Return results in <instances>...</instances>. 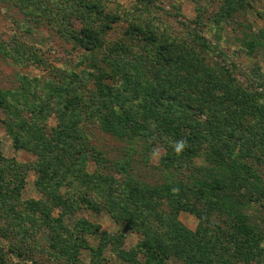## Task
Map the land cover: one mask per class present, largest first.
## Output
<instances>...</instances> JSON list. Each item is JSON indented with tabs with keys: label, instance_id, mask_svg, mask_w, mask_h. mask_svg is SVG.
<instances>
[{
	"label": "rangeland",
	"instance_id": "1",
	"mask_svg": "<svg viewBox=\"0 0 264 264\" xmlns=\"http://www.w3.org/2000/svg\"><path fill=\"white\" fill-rule=\"evenodd\" d=\"M239 148L264 185V0H0V264H264Z\"/></svg>",
	"mask_w": 264,
	"mask_h": 264
},
{
	"label": "trees",
	"instance_id": "2",
	"mask_svg": "<svg viewBox=\"0 0 264 264\" xmlns=\"http://www.w3.org/2000/svg\"><path fill=\"white\" fill-rule=\"evenodd\" d=\"M87 38L88 39H87V42L85 44H87L88 46H91V43L94 42L93 38H92V34L89 33ZM162 50H163V46H162ZM169 58H170V61L175 60L172 57H169ZM190 64H187V66L193 67L195 69H197V68L202 69V66L199 65L198 63H196V65L194 63H190ZM242 100H243V104L246 105L247 100L245 98ZM124 117L127 118L128 116L124 115ZM261 118H263V116H261ZM256 135L257 134H255L252 137H256ZM197 138H199V137H197ZM261 138H263V137H261ZM202 139L203 138H201L200 140H202ZM243 151L244 150H242L241 148H239V150L236 152L233 150H229L230 154L228 157L224 154H221V153L215 154V153H213V151H211L210 152L211 153V157H210L211 159L209 160V163L211 164L212 169L216 170V168L220 167L221 170L225 169V170H223V172L229 171V180L231 181L229 183V187L234 188L236 193L238 192L240 194L241 193L244 194V196L247 197L245 200H247L249 202H255V201H258L261 198V196L264 195V189H263L264 185L262 184L263 181L261 182L262 179H261V176L258 173V171L250 163H247L246 161H242L244 158V152ZM192 153H196V152L192 151ZM257 159L264 162V159L261 158L260 155L257 156ZM217 180H219V182L221 181V179H217ZM168 184H170V183L168 182ZM261 184H262L263 188H262ZM208 185L210 186V189L213 188L209 192L210 195L213 197H219L217 190L220 189L221 187H217V185L211 184L210 182L208 183ZM178 186H180L179 183H178ZM204 186H205V182L197 181L196 187L194 186V188L193 187L188 188V191H191V193L196 197L195 203L198 201L197 198L202 199L203 196H201V195L204 194V192H205ZM143 190H144V193L141 196V198L143 197V200H145L144 198L146 196H149V197L154 196L155 197L156 195H158V192L161 191L159 185L153 186V187H151V186L146 187ZM176 204L180 205V203H176ZM211 208H213V207L210 205V208L208 210L210 211ZM202 212H205V211L200 210V212L197 211L196 214H201ZM243 221H244V219H243ZM173 222L177 223L176 220H174ZM182 227H183L182 224H178L177 226H175L174 229L176 232L182 233V230H183ZM244 228H247V226L244 225ZM249 229L251 230L252 227H249ZM252 232H253V234L256 233V231L255 232L252 231ZM194 235H195V232H192V237H194ZM146 243L151 244L150 241H147ZM162 245L163 244L161 243L160 246H158V248H157V247L153 246V244H151V245H149L148 249L150 250V252H152L154 254L155 258L159 259L161 262L162 261L166 262V260L168 258L167 255L170 251V247L167 245V246H164L163 248H161ZM237 246L238 247H236V249H235L236 252H242V251H244V248H246V250L248 248L250 249V247H243L240 244ZM199 248L207 249V246H206V244H199Z\"/></svg>",
	"mask_w": 264,
	"mask_h": 264
},
{
	"label": "clouds",
	"instance_id": "3",
	"mask_svg": "<svg viewBox=\"0 0 264 264\" xmlns=\"http://www.w3.org/2000/svg\"><path fill=\"white\" fill-rule=\"evenodd\" d=\"M184 146H185V142H184V141H179V142L177 143V146H176V151H177V152H180L181 149H182Z\"/></svg>",
	"mask_w": 264,
	"mask_h": 264
}]
</instances>
